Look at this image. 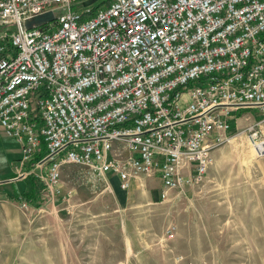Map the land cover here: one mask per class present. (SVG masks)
<instances>
[{"label":"built area","instance_id":"2783aa9c","mask_svg":"<svg viewBox=\"0 0 264 264\" xmlns=\"http://www.w3.org/2000/svg\"><path fill=\"white\" fill-rule=\"evenodd\" d=\"M83 1L0 0V125L21 145L19 178L49 196L65 165L123 190L158 173L166 195L203 181L247 110L264 158V0Z\"/></svg>","mask_w":264,"mask_h":264},{"label":"rangeland","instance_id":"374dc122","mask_svg":"<svg viewBox=\"0 0 264 264\" xmlns=\"http://www.w3.org/2000/svg\"><path fill=\"white\" fill-rule=\"evenodd\" d=\"M260 120L257 110L241 112L203 181L166 195L158 173L123 190L115 175L65 165L59 191L49 196L25 179L35 188L21 209V252L0 246V264H63L68 247L80 264H264V158L247 131Z\"/></svg>","mask_w":264,"mask_h":264},{"label":"crops","instance_id":"0c3cea01","mask_svg":"<svg viewBox=\"0 0 264 264\" xmlns=\"http://www.w3.org/2000/svg\"><path fill=\"white\" fill-rule=\"evenodd\" d=\"M261 127L263 128L264 125L262 124ZM21 157L20 143L15 138L8 136L0 125V246H4L2 249L11 252L12 256L20 254V246L15 245V241L22 240L23 233H25L22 224V210L17 200L21 194L27 193L29 190L32 191L35 187L25 181L30 177L24 179L18 177L19 172L23 169L20 165ZM6 239H9V246H5L8 245ZM10 241H13L14 245L11 246ZM68 248L61 254L63 264L82 263L77 252L74 253L70 247ZM52 262L45 261L46 264H54V258H52Z\"/></svg>","mask_w":264,"mask_h":264},{"label":"water","instance_id":"95a60500","mask_svg":"<svg viewBox=\"0 0 264 264\" xmlns=\"http://www.w3.org/2000/svg\"><path fill=\"white\" fill-rule=\"evenodd\" d=\"M98 0H84L83 6H89L94 4ZM56 18V15L53 11L49 10L41 14L34 15L30 18L25 19L22 22L23 29H32L35 27L43 26Z\"/></svg>","mask_w":264,"mask_h":264},{"label":"trees","instance_id":"16d2710c","mask_svg":"<svg viewBox=\"0 0 264 264\" xmlns=\"http://www.w3.org/2000/svg\"><path fill=\"white\" fill-rule=\"evenodd\" d=\"M234 123H235V121H234V119H233L232 124L234 125ZM45 152H46V149H45V147H43L41 153L38 154L35 158H36V159H40V158L45 154ZM34 188H35V187H34ZM33 190H34V189H33ZM33 190H32V192H33ZM23 195H27V193L24 192Z\"/></svg>","mask_w":264,"mask_h":264}]
</instances>
